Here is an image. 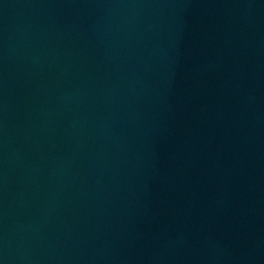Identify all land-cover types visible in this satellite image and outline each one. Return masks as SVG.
Segmentation results:
<instances>
[{"label": "water", "instance_id": "obj_1", "mask_svg": "<svg viewBox=\"0 0 264 264\" xmlns=\"http://www.w3.org/2000/svg\"><path fill=\"white\" fill-rule=\"evenodd\" d=\"M0 264H264V0H0Z\"/></svg>", "mask_w": 264, "mask_h": 264}]
</instances>
